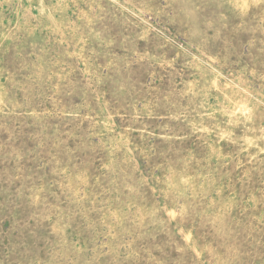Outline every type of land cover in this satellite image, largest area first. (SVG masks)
Masks as SVG:
<instances>
[{
	"label": "rangeland",
	"instance_id": "rangeland-1",
	"mask_svg": "<svg viewBox=\"0 0 264 264\" xmlns=\"http://www.w3.org/2000/svg\"><path fill=\"white\" fill-rule=\"evenodd\" d=\"M0 264H264V0H0Z\"/></svg>",
	"mask_w": 264,
	"mask_h": 264
}]
</instances>
